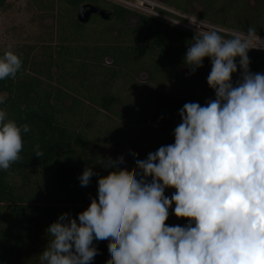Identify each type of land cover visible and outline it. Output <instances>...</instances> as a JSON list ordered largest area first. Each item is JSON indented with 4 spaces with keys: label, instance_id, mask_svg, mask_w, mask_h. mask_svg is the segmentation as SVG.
<instances>
[{
    "label": "trees",
    "instance_id": "16d2710c",
    "mask_svg": "<svg viewBox=\"0 0 264 264\" xmlns=\"http://www.w3.org/2000/svg\"><path fill=\"white\" fill-rule=\"evenodd\" d=\"M88 1L113 12V21L92 28L79 25L76 11ZM193 2L203 6L197 17L204 21L241 33L255 26L257 36L264 37V0H256L253 10L249 0H166L168 6L184 13H190ZM31 4L59 21L58 50L50 44L15 49L22 69L15 79L0 80V95L5 96L0 109L18 125L31 129L22 134L21 160L8 171L0 170V264H39V255L50 239L46 232L50 224L63 213L78 219L92 198L98 199V179L112 171L100 162L107 160L100 154L103 146L113 147V160L124 157L120 168L127 166L131 171L136 160L144 159L138 151L140 142L134 138L129 144L124 142L127 127L150 128L154 149H158L174 143V129L181 123L179 111L185 103L197 101L205 106L204 93L215 99L207 83L210 59L205 58L195 72L184 63L193 35L102 0H31ZM6 8L7 1L0 0V13ZM131 17L136 24L129 22ZM4 53L0 49V56ZM248 56L250 71L264 73L258 64L260 54L248 52ZM178 68L189 70L187 83H202L200 92H186L184 97L165 95L162 110H156L152 101L125 104L115 95L119 83L133 82L142 72L151 82H172ZM239 78L238 68L233 82ZM119 107L124 112H118ZM37 144L44 153L41 157L35 156ZM131 152L136 155L128 157ZM87 167L95 174L82 187L79 177ZM174 192L166 188L164 194L170 198ZM174 208L173 203L167 225L185 226L188 220L177 218ZM108 243L93 241L98 254L91 264H106Z\"/></svg>",
    "mask_w": 264,
    "mask_h": 264
},
{
    "label": "clouds",
    "instance_id": "9594fccd",
    "mask_svg": "<svg viewBox=\"0 0 264 264\" xmlns=\"http://www.w3.org/2000/svg\"><path fill=\"white\" fill-rule=\"evenodd\" d=\"M255 39V26L231 38L197 26L184 63L195 72L210 59L215 99L185 103L174 143L136 160L133 170L119 167L122 155L101 160L112 171L98 179V199L78 219L63 213L50 224L39 264H91L94 240L109 241L106 264H264V73L250 71L248 56ZM22 63L6 51L0 80L15 79ZM30 130L0 109V170L21 160ZM34 152L44 155L38 144ZM94 174L85 168L81 186ZM166 188L175 189L170 198ZM173 203L174 215L188 220L183 227L166 223Z\"/></svg>",
    "mask_w": 264,
    "mask_h": 264
},
{
    "label": "rangeland",
    "instance_id": "374dc122",
    "mask_svg": "<svg viewBox=\"0 0 264 264\" xmlns=\"http://www.w3.org/2000/svg\"><path fill=\"white\" fill-rule=\"evenodd\" d=\"M6 11L0 13V49L3 52L8 50L14 51L15 49L23 46H36L40 48L42 45L48 43L55 32V27L52 26V21L55 17L38 12L31 4V0H6ZM104 2H111L115 4L123 5L119 0H102ZM156 3L167 7L166 0H153ZM137 0H129L128 3L136 5ZM124 6H127L126 4ZM256 0H249L248 7L250 10L256 8ZM133 11L143 13L137 9H133L131 6H127ZM170 7V6H169ZM190 16L198 18L203 11V6L198 2H193L189 6ZM144 15V14H142ZM131 24H136L135 17H131ZM40 50L36 54L40 55ZM260 61V59L258 60ZM262 66H264V60ZM143 74V73H141ZM146 74V73H145ZM189 77V71L186 68H180L177 71L176 79L172 82L157 80L151 82L144 75L138 74L133 82L126 84L119 83L116 88L115 95L120 96L125 104L152 101L156 110H162L165 106V95H177L184 97L186 92L194 91L200 92L202 83L194 82L187 83ZM203 102L206 103L210 100L207 94H203ZM198 103L197 101H194ZM118 112H124L123 107L117 109ZM124 142L129 144L130 140L134 138L140 142L138 145L139 155H142L144 159L150 152H154V135L153 131L147 127H127ZM94 137L92 136V141ZM131 152L128 157H132ZM100 154L108 159L114 155V149L110 145H105L100 149ZM123 168H129L124 166Z\"/></svg>",
    "mask_w": 264,
    "mask_h": 264
},
{
    "label": "flooded vegetation",
    "instance_id": "af4514ba",
    "mask_svg": "<svg viewBox=\"0 0 264 264\" xmlns=\"http://www.w3.org/2000/svg\"><path fill=\"white\" fill-rule=\"evenodd\" d=\"M119 1L123 4L122 6L125 5L124 3H128L129 2V0H119ZM88 5L95 6L96 8H98L99 10H102V11H107L109 13V16H110L109 20L108 21H105L99 15L94 14V15L91 16L90 21L87 24H81L77 20L78 10L82 6H88ZM136 5H139V6L143 7V8L148 9V10H154L156 13H158L160 15H163V16H166V17H168L170 19H173L175 21H178V22L183 21L185 23H189L188 20L189 19H193V20H199V21L208 23L210 25H213L215 27H218V28H221V29H224V30L233 31V30L228 29L226 27H223V26H220V25H216L214 23H211V22H208V21H204V20H202L200 18H195L193 16H190L189 13H184V12L178 11L174 7H169L168 5H167V7H164L163 5H161L159 3H156L153 0H137ZM124 7L128 8L127 6H124ZM128 9H130L131 11H133L131 8H128ZM134 12H136V11L134 10ZM136 13H138V12H136ZM112 14H113V12L108 11L102 5H99L96 2H90V1H88V2H85V3L81 4L78 7V9L76 11V14H75V19H76V22L79 25L84 26V27H88V28H92V27L102 26L103 24L111 23L113 21ZM138 14H140V15L144 14V16H148V17L155 18V19L159 20L160 22H162L164 24L170 25L172 27L177 28L178 30H181L183 32H186V33L191 34V35L194 36V33L190 32V31H186V30H182V29L178 28L175 25V23L167 22V21H165L163 19L162 20L161 19H158V18H156L154 16H151V15L145 13V12H143L142 14L141 13H138ZM179 16H181L182 18L179 17ZM49 22L52 23V26L55 27V32L53 33L52 38L46 44L47 45L50 44V46H52L53 49H57L58 50V47H56V46L58 45V36H59V33H60V24H59V21L56 20V18L52 19V21H49ZM234 32H237V31H234ZM239 33H241V32H239ZM257 38L260 39V40H262V41H264V37L257 36ZM50 41H52V43ZM256 45L261 46V47H264V42H258V43H256ZM249 52H253V53L260 54V61H258V64H259L260 67H262L264 69V66H262V61H261V60H264V51H249ZM178 70H179V68L175 72V79H176V75H177V71ZM142 73L143 74L140 73V75H143V76L145 75L146 78L149 79V75L147 73L146 74H145V72H142Z\"/></svg>",
    "mask_w": 264,
    "mask_h": 264
},
{
    "label": "built area",
    "instance_id": "2783aa9c",
    "mask_svg": "<svg viewBox=\"0 0 264 264\" xmlns=\"http://www.w3.org/2000/svg\"><path fill=\"white\" fill-rule=\"evenodd\" d=\"M124 4H126L127 6H131L133 9H137V10H139L141 12H145V13H147V14H149L151 16H154V17H156L158 19H161V20L163 19V20H165L167 22L175 23V25L178 28H180L182 30L190 31V32H192L194 34H195V31H196L197 26L200 27V28H202V29H215L221 35L225 36V38H231L232 34L233 33H236L234 31H228V30H224V29L215 27L213 25H210L208 23H205V22H202V21H199V20L189 19L188 20L189 23H185L183 21L178 22V21H175L173 19H170V18H168L166 16H163V15L158 14L154 10H148L146 8H143V7L139 6V5H134V4H130V3H124ZM179 17H181V16H179ZM258 42H264V41H262V40H260L258 38L255 39L253 41V44H252V46L254 48L250 49L249 51H264V47H261V46L256 45V43H258Z\"/></svg>",
    "mask_w": 264,
    "mask_h": 264
},
{
    "label": "water",
    "instance_id": "95a60500",
    "mask_svg": "<svg viewBox=\"0 0 264 264\" xmlns=\"http://www.w3.org/2000/svg\"><path fill=\"white\" fill-rule=\"evenodd\" d=\"M99 15L103 20L108 21L110 16L107 11H102L96 8L95 6H82L79 8L77 13V20L81 24H87L90 21L92 15Z\"/></svg>",
    "mask_w": 264,
    "mask_h": 264
}]
</instances>
